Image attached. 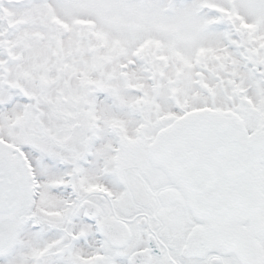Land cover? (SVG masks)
Here are the masks:
<instances>
[{
	"label": "snow or ice",
	"instance_id": "snow-or-ice-1",
	"mask_svg": "<svg viewBox=\"0 0 264 264\" xmlns=\"http://www.w3.org/2000/svg\"><path fill=\"white\" fill-rule=\"evenodd\" d=\"M0 264H264V0H0Z\"/></svg>",
	"mask_w": 264,
	"mask_h": 264
}]
</instances>
